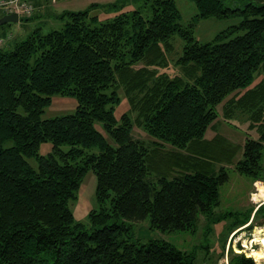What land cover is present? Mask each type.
Listing matches in <instances>:
<instances>
[{"label":"trees","instance_id":"1","mask_svg":"<svg viewBox=\"0 0 264 264\" xmlns=\"http://www.w3.org/2000/svg\"><path fill=\"white\" fill-rule=\"evenodd\" d=\"M140 1L131 12H121L123 3L108 6L115 16L104 21L92 14L96 5L65 11L57 17L60 29L37 28L0 46V264H192L163 240H134L132 224L148 219L151 229L171 234L194 230L200 217L222 219L215 209L227 171L200 169L198 156L177 151L203 141L217 106L232 95L242 93L237 102L249 103L260 128L258 140H246L235 170L258 180L264 0H192L196 19L239 20L206 43L194 38V20L180 24L174 0ZM5 29L0 25V35ZM175 36L183 43L179 74L169 76L160 70L169 67ZM120 89L130 114L117 121ZM55 95L75 97V112L42 119ZM134 120L154 141L133 136ZM44 142L52 144L47 156L38 154ZM88 171L96 176L98 208L85 226L69 206ZM257 215L264 220V203ZM249 219L235 220L228 235ZM230 263L255 264L233 252Z\"/></svg>","mask_w":264,"mask_h":264},{"label":"rangeland","instance_id":"2","mask_svg":"<svg viewBox=\"0 0 264 264\" xmlns=\"http://www.w3.org/2000/svg\"><path fill=\"white\" fill-rule=\"evenodd\" d=\"M1 1V0H0ZM6 1V0H2ZM33 7L30 15H21L18 23L3 24L6 31V39L21 40L33 30L39 28L42 33L58 30L63 26L57 17L65 11L80 12L96 5L92 12L97 15L100 21L111 19L115 16L109 7L113 4L123 3L121 12H131L143 5L140 0H27ZM180 12V24L188 26L194 20L193 36L200 43H206L215 38L217 34L227 28L236 25L238 18L233 17L227 20H216L213 18L196 19V7L192 0H174ZM0 14L4 12L16 11V6L1 4ZM23 12L21 14H26ZM144 15L148 13L143 12ZM33 17L29 21L23 18ZM1 19V17H0ZM5 44V40L0 39V46ZM172 49L166 53V60L169 67L160 72H166L169 76L179 74V68L175 65V60L182 53V41L175 36L172 39ZM261 77H255L253 84L258 83ZM242 93L229 96L224 102L217 106L218 118L207 128L204 139L201 143L194 144L190 149L178 150L182 154L194 155L199 165L198 168L207 170H218L223 168L228 173V182L220 188V206L215 209V215L222 217L220 221H206L200 217L199 222L192 231H180L171 234H163L158 230L151 229L148 219L133 223L134 240L145 243L150 239H159L171 244L176 249L185 252L193 258L192 264H231V252H242L245 257L252 258L255 264H264V259L256 260L251 256L252 250L258 251L261 245L253 242L254 234L258 229V238L264 239V220L257 217L253 218L257 207L264 203V199H259L253 203L252 193L258 191L259 186L264 188V150L260 161V172L257 181H253L235 170L236 164L243 157V146L247 139L258 140L260 128L251 122V110L249 104L237 102ZM233 97V98H231ZM120 102L115 106L114 117L120 120L123 114H130V104L125 96V92L119 90ZM231 98V99H230ZM254 103L258 102V96L254 98ZM77 99L73 96L55 95L51 98L50 104L45 108L42 119H51L75 112ZM257 107V104L254 105ZM253 110V109H252ZM131 116H133L131 114ZM264 117V116H263ZM264 119V118H263ZM133 136L139 140L150 143L154 139L144 130L139 123L134 120ZM102 129L99 125L96 126ZM109 140V139H108ZM109 142H112L109 140ZM166 150H171L167 145H163ZM66 147H64L65 149ZM52 151V144L44 142L40 145L38 154L47 156ZM33 167H36L34 160H29ZM184 166L185 162L180 159ZM180 166V165H179ZM257 185H256V184ZM96 176L93 171H88L83 177L76 192V198L70 202V210L75 222L89 226V214L97 209L95 198ZM252 186V187H251ZM252 220L251 228L242 226L228 235L229 227L237 221H243L247 215ZM251 222V221H250ZM261 223V226H258ZM244 228V229H242ZM232 234V235H231ZM231 235V236H230ZM262 236V237H261ZM230 237V238H229ZM244 245H247L246 248ZM248 249V250H247Z\"/></svg>","mask_w":264,"mask_h":264},{"label":"bare ground","instance_id":"3","mask_svg":"<svg viewBox=\"0 0 264 264\" xmlns=\"http://www.w3.org/2000/svg\"><path fill=\"white\" fill-rule=\"evenodd\" d=\"M253 198H254L253 200H255L256 202L259 201L258 200L259 198L264 199V188L261 187V186H259V188H258V194L257 195H253ZM258 234H259V231L257 229L256 232H255V234H254V238L255 239L253 240V242H258L259 241V243L261 245V249L258 250V251L252 250V252H251V256L254 257L257 261L264 259V239L258 238ZM244 246L246 248L248 247L247 245H244Z\"/></svg>","mask_w":264,"mask_h":264},{"label":"built area","instance_id":"4","mask_svg":"<svg viewBox=\"0 0 264 264\" xmlns=\"http://www.w3.org/2000/svg\"><path fill=\"white\" fill-rule=\"evenodd\" d=\"M10 4V5H13V6H16L17 10L16 11H10V12H16L18 13L19 16L21 15H30L32 13V5L27 1V0H6V1H0V6H2L1 4H4V5H7ZM9 12V11H8ZM25 13L27 12L26 14H21V13Z\"/></svg>","mask_w":264,"mask_h":264},{"label":"water","instance_id":"5","mask_svg":"<svg viewBox=\"0 0 264 264\" xmlns=\"http://www.w3.org/2000/svg\"><path fill=\"white\" fill-rule=\"evenodd\" d=\"M17 22H18L17 13L6 14L0 19V25H3L5 23H17ZM236 254H242V252H238Z\"/></svg>","mask_w":264,"mask_h":264},{"label":"crops","instance_id":"6","mask_svg":"<svg viewBox=\"0 0 264 264\" xmlns=\"http://www.w3.org/2000/svg\"><path fill=\"white\" fill-rule=\"evenodd\" d=\"M33 2H34V3H37V5H38V2H36L35 0H33ZM1 14H4V13H1ZM1 14H0V15H1ZM2 16H3V15H2ZM4 31H5V32H6V31H9V32H10V30H7V29H5ZM0 34H3V32H0ZM0 38L3 39V40H5V44H3V46H10V45H11V43H12V42H11L12 39H6V36H5V35H0ZM255 184H256V183H255ZM256 185H257V184H256ZM251 187H252V186H251ZM257 194H258V191H256L255 193H252V196H253V195H257ZM253 199H254V198L252 197V198H251L252 202H253V203H256V201L253 200ZM259 199H261V198H259ZM259 199H258V200H259ZM260 205H262V204H260ZM260 205H258V207H259ZM258 207H257V208H258ZM250 221H251V220H249V223H250ZM249 223H247V224H249ZM247 224H246V225H247ZM246 225H244V226H246ZM244 226H243V227H244ZM246 227H248V225H247ZM242 229H244V228H242ZM233 233H234V232H233ZM233 233H232V234H233ZM232 234H231V235H232ZM231 235H230V236H231ZM229 238H230V237H229Z\"/></svg>","mask_w":264,"mask_h":264}]
</instances>
